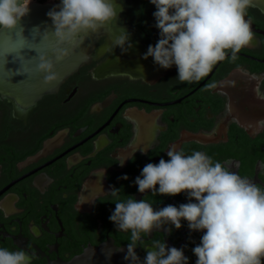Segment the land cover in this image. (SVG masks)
Instances as JSON below:
<instances>
[{
  "label": "flooded vegetation",
  "instance_id": "obj_1",
  "mask_svg": "<svg viewBox=\"0 0 264 264\" xmlns=\"http://www.w3.org/2000/svg\"><path fill=\"white\" fill-rule=\"evenodd\" d=\"M122 6L112 33L94 42L90 61L55 93L32 105L0 95V248L24 249L32 264L68 262L105 242L127 247L130 232L109 220L113 187L121 201L131 196L156 209L188 203L186 193L142 194L134 183L146 164L167 160L172 146L186 155L205 152L264 188V100L254 91L259 84L264 94V10L247 9L253 40L235 62L229 53L207 77L188 83L176 78L174 65L143 59L160 38L155 6ZM123 29L130 34L126 51L116 44ZM213 82L217 87L207 89ZM202 235L187 221L180 229L165 225L142 234L136 252L143 260L144 248L159 240L196 264L192 249Z\"/></svg>",
  "mask_w": 264,
  "mask_h": 264
},
{
  "label": "clouds",
  "instance_id": "obj_2",
  "mask_svg": "<svg viewBox=\"0 0 264 264\" xmlns=\"http://www.w3.org/2000/svg\"><path fill=\"white\" fill-rule=\"evenodd\" d=\"M149 2L156 8L153 16L160 38L154 46H148L143 59L152 57L162 69L174 65L180 82L201 81L229 53L230 60L235 62L237 54L253 40L251 21L246 19L252 0ZM30 3L31 0H0V32L21 28V20L30 12ZM123 11L117 0H59L46 14L51 25L43 31L39 27L33 29L40 42L54 40L49 45L51 56L47 52L37 53L35 71L43 75V83L59 81L56 64L68 58L70 49L83 43L90 33L106 28ZM129 35L123 29L116 39L122 50L126 51L125 44L131 47ZM216 87L215 82L206 85L207 89ZM254 91L258 99L264 100L259 84ZM258 123L264 127V121ZM166 154L167 160L161 158L158 163L146 164L134 183L142 194L186 193L188 203L156 209L144 199L131 196L121 201V189L113 187L108 192L115 200L109 220L117 231L130 232L124 259L129 264H188L182 248L169 247L164 241H154L144 248L143 262L136 252L138 242L143 243L142 234L151 235L165 225L180 229L182 221H187L191 231L203 232L200 243L192 249L196 264H264V188L205 152L186 155L172 146ZM124 163L125 159L119 162L120 166ZM167 231L171 232V228ZM32 260L33 255L24 249L0 248V264H32Z\"/></svg>",
  "mask_w": 264,
  "mask_h": 264
},
{
  "label": "water",
  "instance_id": "obj_3",
  "mask_svg": "<svg viewBox=\"0 0 264 264\" xmlns=\"http://www.w3.org/2000/svg\"><path fill=\"white\" fill-rule=\"evenodd\" d=\"M47 3L34 2L29 14L20 22L23 31L18 28L12 32H0V95L22 105H32L44 95L55 93L69 76L90 61L94 42L110 30L107 26L97 33H90L78 47L70 49L71 55L55 66L59 81L44 84L43 75L35 71L37 53L47 52L51 56L49 45L54 40L47 44L40 42V36L33 29L39 27L43 31L51 25L46 14L54 6ZM117 3L122 5L123 0H117ZM252 5L264 10V0H252ZM126 252L127 247L105 242L98 247L86 248L80 256L68 262L53 261L47 264H129L124 259Z\"/></svg>",
  "mask_w": 264,
  "mask_h": 264
},
{
  "label": "bare ground",
  "instance_id": "obj_4",
  "mask_svg": "<svg viewBox=\"0 0 264 264\" xmlns=\"http://www.w3.org/2000/svg\"><path fill=\"white\" fill-rule=\"evenodd\" d=\"M34 2H35L34 0H31V3H30V5H29V7H31V6L34 4ZM47 5H48V6H49V5H50V6H55L56 4L51 3V2H48ZM108 29H110L109 32L112 33V27H110V26L108 25Z\"/></svg>",
  "mask_w": 264,
  "mask_h": 264
},
{
  "label": "rangeland",
  "instance_id": "obj_5",
  "mask_svg": "<svg viewBox=\"0 0 264 264\" xmlns=\"http://www.w3.org/2000/svg\"><path fill=\"white\" fill-rule=\"evenodd\" d=\"M46 2H51V3H54V4H58L59 3V0H45V2H43V3H46Z\"/></svg>",
  "mask_w": 264,
  "mask_h": 264
},
{
  "label": "trees",
  "instance_id": "obj_6",
  "mask_svg": "<svg viewBox=\"0 0 264 264\" xmlns=\"http://www.w3.org/2000/svg\"><path fill=\"white\" fill-rule=\"evenodd\" d=\"M34 1H36V2H38V3H43V2H45V0H34Z\"/></svg>",
  "mask_w": 264,
  "mask_h": 264
}]
</instances>
